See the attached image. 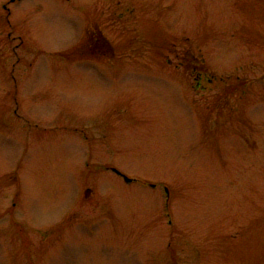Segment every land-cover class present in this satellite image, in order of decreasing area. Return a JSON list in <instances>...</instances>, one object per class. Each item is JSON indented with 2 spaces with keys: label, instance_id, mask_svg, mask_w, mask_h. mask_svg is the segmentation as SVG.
<instances>
[{
  "label": "rangeland",
  "instance_id": "rangeland-1",
  "mask_svg": "<svg viewBox=\"0 0 264 264\" xmlns=\"http://www.w3.org/2000/svg\"><path fill=\"white\" fill-rule=\"evenodd\" d=\"M12 1L0 264H264V0Z\"/></svg>",
  "mask_w": 264,
  "mask_h": 264
},
{
  "label": "flooded vegetation",
  "instance_id": "flooded-vegetation-1",
  "mask_svg": "<svg viewBox=\"0 0 264 264\" xmlns=\"http://www.w3.org/2000/svg\"><path fill=\"white\" fill-rule=\"evenodd\" d=\"M12 2H15V1L13 0ZM8 10H9V9L6 8V11H7V12H8ZM83 32H84V33H82V36H83V37L87 36V37H89V38H92L93 43L97 41V42H98V43H97V46H99V45L101 46V44H102L101 41H103V42L105 41V40H104V37H102V35H100V30H99V28H98V30H97V32H98L99 34H97L94 30L90 32L88 29L83 30ZM108 45H109V44H108Z\"/></svg>",
  "mask_w": 264,
  "mask_h": 264
},
{
  "label": "water",
  "instance_id": "water-1",
  "mask_svg": "<svg viewBox=\"0 0 264 264\" xmlns=\"http://www.w3.org/2000/svg\"><path fill=\"white\" fill-rule=\"evenodd\" d=\"M113 171H114L115 173H117V174H120L116 169H113ZM124 179H125L126 182H130V179H127V178H125V177H124Z\"/></svg>",
  "mask_w": 264,
  "mask_h": 264
}]
</instances>
